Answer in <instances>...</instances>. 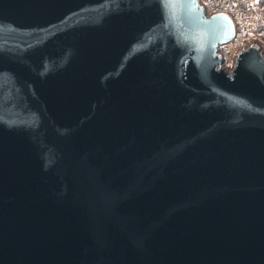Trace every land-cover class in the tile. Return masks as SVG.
Here are the masks:
<instances>
[{"label": "water", "instance_id": "1", "mask_svg": "<svg viewBox=\"0 0 264 264\" xmlns=\"http://www.w3.org/2000/svg\"><path fill=\"white\" fill-rule=\"evenodd\" d=\"M198 0H0V264H264V53Z\"/></svg>", "mask_w": 264, "mask_h": 264}, {"label": "built area", "instance_id": "2", "mask_svg": "<svg viewBox=\"0 0 264 264\" xmlns=\"http://www.w3.org/2000/svg\"><path fill=\"white\" fill-rule=\"evenodd\" d=\"M207 16L217 12L227 15L234 24L235 34L232 42L219 45L218 54L221 66L232 71L238 54L249 45H256L253 32L260 17L259 0H198ZM257 46V45H256Z\"/></svg>", "mask_w": 264, "mask_h": 264}, {"label": "rangeland", "instance_id": "3", "mask_svg": "<svg viewBox=\"0 0 264 264\" xmlns=\"http://www.w3.org/2000/svg\"><path fill=\"white\" fill-rule=\"evenodd\" d=\"M258 20L259 21H257L256 23V27L258 26V29H255V31L252 34L253 41L256 43L259 49L264 53V7L262 8Z\"/></svg>", "mask_w": 264, "mask_h": 264}, {"label": "trees", "instance_id": "4", "mask_svg": "<svg viewBox=\"0 0 264 264\" xmlns=\"http://www.w3.org/2000/svg\"><path fill=\"white\" fill-rule=\"evenodd\" d=\"M259 6H260V13L262 11V8L264 7V0H259ZM258 29V26L256 27Z\"/></svg>", "mask_w": 264, "mask_h": 264}]
</instances>
